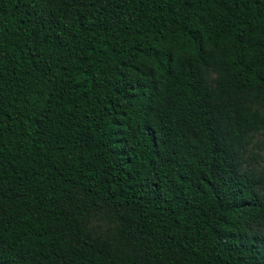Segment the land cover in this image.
I'll use <instances>...</instances> for the list:
<instances>
[{
  "label": "trees",
  "instance_id": "obj_1",
  "mask_svg": "<svg viewBox=\"0 0 264 264\" xmlns=\"http://www.w3.org/2000/svg\"><path fill=\"white\" fill-rule=\"evenodd\" d=\"M264 0H0V264H264Z\"/></svg>",
  "mask_w": 264,
  "mask_h": 264
},
{
  "label": "rangeland",
  "instance_id": "obj_2",
  "mask_svg": "<svg viewBox=\"0 0 264 264\" xmlns=\"http://www.w3.org/2000/svg\"><path fill=\"white\" fill-rule=\"evenodd\" d=\"M255 143L253 144L252 150L256 153L255 159H251V162L264 168V133H259L254 138Z\"/></svg>",
  "mask_w": 264,
  "mask_h": 264
}]
</instances>
